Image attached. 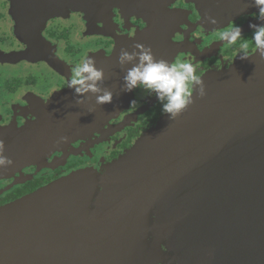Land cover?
Segmentation results:
<instances>
[{
  "label": "water",
  "instance_id": "water-1",
  "mask_svg": "<svg viewBox=\"0 0 264 264\" xmlns=\"http://www.w3.org/2000/svg\"><path fill=\"white\" fill-rule=\"evenodd\" d=\"M232 1L239 4L204 6V14L220 24L258 10L253 0ZM171 17L139 35L154 56L167 48L170 60ZM117 58L103 61L113 99L103 116L83 118L90 128L127 98L117 94ZM203 83V98L195 92L193 104L101 176L73 174L1 210L0 264H144L152 211V233L184 254L182 264H264V57L239 60Z\"/></svg>",
  "mask_w": 264,
  "mask_h": 264
},
{
  "label": "flooded vegetation",
  "instance_id": "flooded-vegetation-1",
  "mask_svg": "<svg viewBox=\"0 0 264 264\" xmlns=\"http://www.w3.org/2000/svg\"><path fill=\"white\" fill-rule=\"evenodd\" d=\"M235 4L239 3L0 0V141L4 155L13 161L12 166L0 168V211L73 174L91 169L101 176L168 117L161 113L155 95L148 96L138 87L132 92L118 90V95L127 96L123 105L90 128L83 118H99L105 107L96 105L91 94L76 104L73 90L67 88L71 67L90 57L103 70L105 82L112 72L103 61L118 56L121 49L131 52L135 44H142L139 35L158 20L169 25L171 13L175 29L171 47L177 54L170 60L164 51L167 48L160 46L155 57L170 63L190 62L204 80L241 60V41L227 45L218 38L232 23L241 27L243 39L249 41L250 57L258 54L253 50V30L249 27L264 24L258 10L215 25L204 14V6ZM48 12L53 15L46 16ZM122 70L119 76L125 75ZM133 100L139 102L135 112L129 110ZM65 137L66 142L62 140ZM149 229L144 264H182L184 254L176 253L169 240L152 233L156 229L155 211L150 213ZM217 260L196 264H221Z\"/></svg>",
  "mask_w": 264,
  "mask_h": 264
},
{
  "label": "clouds",
  "instance_id": "clouds-1",
  "mask_svg": "<svg viewBox=\"0 0 264 264\" xmlns=\"http://www.w3.org/2000/svg\"><path fill=\"white\" fill-rule=\"evenodd\" d=\"M258 9V18L264 21V0H253ZM208 22L217 24L215 18L209 16ZM253 30L251 42L254 51L264 57V24H250ZM219 40L227 45L239 44V56L241 60L250 59V43L243 39L240 26L232 23L226 30L218 33ZM117 63L125 70L122 91L132 92L142 88L148 96L153 94L161 105V113L167 115L170 120H175L188 106L194 103L193 93L197 92L199 98L206 94L203 79L198 74L197 66L186 61L177 60L170 63L163 59H156L151 48L142 44H135L130 52L121 49ZM131 65V67H128ZM104 72L96 67L94 59L85 57L79 63L70 68L67 88L73 90L76 104L83 103V97L91 94L96 97V103L105 105L112 103V92L103 87ZM138 101L130 102L131 111H136ZM66 142L67 138H62ZM13 161L4 155V144L0 141V168L12 166Z\"/></svg>",
  "mask_w": 264,
  "mask_h": 264
}]
</instances>
